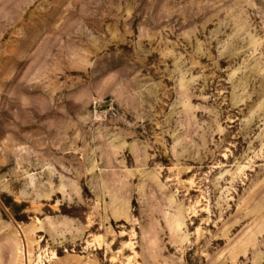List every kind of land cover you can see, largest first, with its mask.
Returning a JSON list of instances; mask_svg holds the SVG:
<instances>
[{"label": "rangeland", "instance_id": "obj_1", "mask_svg": "<svg viewBox=\"0 0 264 264\" xmlns=\"http://www.w3.org/2000/svg\"><path fill=\"white\" fill-rule=\"evenodd\" d=\"M0 264H264V0H0Z\"/></svg>", "mask_w": 264, "mask_h": 264}, {"label": "bare ground", "instance_id": "obj_2", "mask_svg": "<svg viewBox=\"0 0 264 264\" xmlns=\"http://www.w3.org/2000/svg\"><path fill=\"white\" fill-rule=\"evenodd\" d=\"M14 248H11V251H13Z\"/></svg>", "mask_w": 264, "mask_h": 264}]
</instances>
